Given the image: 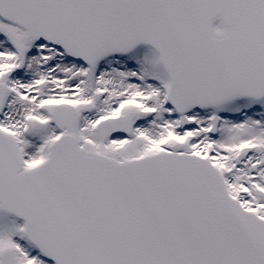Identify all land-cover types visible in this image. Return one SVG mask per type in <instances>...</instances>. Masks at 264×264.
Returning a JSON list of instances; mask_svg holds the SVG:
<instances>
[{"label": "snow or ice", "instance_id": "snow-or-ice-1", "mask_svg": "<svg viewBox=\"0 0 264 264\" xmlns=\"http://www.w3.org/2000/svg\"><path fill=\"white\" fill-rule=\"evenodd\" d=\"M0 264H264V0H0Z\"/></svg>", "mask_w": 264, "mask_h": 264}]
</instances>
